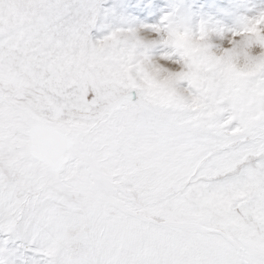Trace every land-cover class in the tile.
I'll return each instance as SVG.
<instances>
[{
  "label": "snow or ice",
  "instance_id": "snow-or-ice-1",
  "mask_svg": "<svg viewBox=\"0 0 264 264\" xmlns=\"http://www.w3.org/2000/svg\"><path fill=\"white\" fill-rule=\"evenodd\" d=\"M162 5L0 0V264H264V11Z\"/></svg>",
  "mask_w": 264,
  "mask_h": 264
},
{
  "label": "clouds",
  "instance_id": "clouds-1",
  "mask_svg": "<svg viewBox=\"0 0 264 264\" xmlns=\"http://www.w3.org/2000/svg\"><path fill=\"white\" fill-rule=\"evenodd\" d=\"M201 2L209 3V0H163L162 8L163 10L171 11L172 7L177 3H180L184 6H189V7H192L193 5H195L196 6L195 12L193 15V20H192L193 26H197L199 24L200 19L203 18L206 20L211 19L213 24H216V22H219V25L223 27L236 26L242 21L243 18L245 17L255 18L259 16L261 11H264V0H253L252 8H247L245 6H242L240 0H228L229 4L231 5L230 15L228 17L230 22L226 23L224 22V18H216V16L214 15H208L206 12L201 11L199 8V4ZM215 2L216 0H212V3H215ZM261 27L262 29H264V25H262ZM141 32H143V30H141ZM159 36L160 34L157 33L156 37L159 38ZM212 36H213L215 43H217L218 45H223L226 41L232 38L231 35L227 31L224 32L223 39L216 37L215 33H213ZM175 38L180 41L184 40V37L180 35L176 36ZM154 59L157 63L162 64V65H168L172 67L176 66V61L164 59V57L159 54H157L154 57Z\"/></svg>",
  "mask_w": 264,
  "mask_h": 264
},
{
  "label": "rangeland",
  "instance_id": "rangeland-1",
  "mask_svg": "<svg viewBox=\"0 0 264 264\" xmlns=\"http://www.w3.org/2000/svg\"><path fill=\"white\" fill-rule=\"evenodd\" d=\"M209 1H211V2L205 3V4H199L200 10L206 12L208 15H214V16H216V18H224V22H226V23L230 22L228 17L230 15L231 5L229 4L228 0H216L215 3H212V0H209ZM240 2L242 4V6H245L247 8L253 7V0H240ZM193 7H196V6L193 5ZM140 17H142V16H140ZM143 19H144V17H143ZM149 19H150V17H149Z\"/></svg>",
  "mask_w": 264,
  "mask_h": 264
},
{
  "label": "bare ground",
  "instance_id": "bare-ground-1",
  "mask_svg": "<svg viewBox=\"0 0 264 264\" xmlns=\"http://www.w3.org/2000/svg\"><path fill=\"white\" fill-rule=\"evenodd\" d=\"M143 2H144V0H134V2H132V0H124V10H125L126 13H128L130 15H136L135 13H132L131 9L133 7L140 6V4L143 3ZM209 2H211V1H209ZM200 4H205V3L201 2ZM137 18H139V19L142 18L143 19V16L142 17L138 16Z\"/></svg>",
  "mask_w": 264,
  "mask_h": 264
}]
</instances>
